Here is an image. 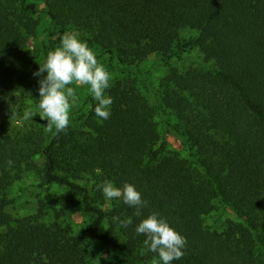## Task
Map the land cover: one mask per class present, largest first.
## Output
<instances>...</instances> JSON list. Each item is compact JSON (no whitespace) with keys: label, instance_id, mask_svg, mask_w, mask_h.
<instances>
[{"label":"trees","instance_id":"16d2710c","mask_svg":"<svg viewBox=\"0 0 264 264\" xmlns=\"http://www.w3.org/2000/svg\"><path fill=\"white\" fill-rule=\"evenodd\" d=\"M38 2L54 37L34 49ZM185 29L196 34L185 40ZM70 32L126 74L152 55L170 61L193 47L213 66L170 68L156 105L129 75L117 78L104 92L114 100L110 118L95 114L91 96L66 133L15 126L12 118L39 96L42 77L33 73ZM159 113L173 118L165 126L189 157L162 139ZM1 118L0 264H95L100 248L119 264H152L159 256L135 229L153 212L187 238L172 264H264V0H0ZM26 172L67 188L89 226L71 229L69 197L60 208L40 201L36 213L14 217L11 188ZM106 180L132 183L148 202L141 215L121 199L105 209L97 186ZM217 200L232 211L220 229L205 222ZM114 217L133 223L122 228Z\"/></svg>","mask_w":264,"mask_h":264},{"label":"clouds","instance_id":"9594fccd","mask_svg":"<svg viewBox=\"0 0 264 264\" xmlns=\"http://www.w3.org/2000/svg\"><path fill=\"white\" fill-rule=\"evenodd\" d=\"M40 64V63H39ZM46 73V75H44ZM39 79L38 112L26 111L24 119L32 118L37 113L41 119H46V130L56 134L66 133L70 123L71 109L78 103V95L74 87L88 85L94 99L98 102L95 114L107 120L111 116L110 106L114 103L111 96H105V89L109 87L111 73L101 64L94 51L85 41L79 39L78 33H65L59 47L49 51L44 64H40L33 73ZM8 161V166L13 165ZM102 189L106 200L121 199L124 204L136 209L135 215H141V210L148 202L142 199L141 192L132 183H125L117 187L111 181H104L97 186ZM119 220L122 228H128L132 217ZM137 235H145L143 244L149 251L158 254L162 264H172L185 255L187 238L180 234L159 213L153 212L144 218L135 229ZM105 260L109 255L100 254Z\"/></svg>","mask_w":264,"mask_h":264},{"label":"rangeland","instance_id":"374dc122","mask_svg":"<svg viewBox=\"0 0 264 264\" xmlns=\"http://www.w3.org/2000/svg\"><path fill=\"white\" fill-rule=\"evenodd\" d=\"M44 4L38 2L39 12L37 14L38 27L36 33L29 37L28 44L31 48L40 49L45 42H49L53 39L51 37V21L50 17L43 12ZM182 37L185 40L191 39L196 32L192 30L185 29L182 32ZM79 39L85 41L81 35L78 33ZM86 42V41H85ZM90 48V47H89ZM98 61L104 65L107 71L111 73V79L109 82H113L117 78H123L129 75L139 88V90L149 99L152 104L156 105V93L158 92L160 82L164 76L169 72L170 68L176 67L180 70H184L190 66H213V62H205L204 55L198 47H193L185 51L180 57L172 59L170 61H165L161 55H152L148 57L145 61L129 67L128 74L124 73L122 68L119 66L117 59L112 58L108 54H100L99 51L91 48ZM74 87L78 95V103L71 109L70 112V123L73 126L79 125V116L83 111L87 110L88 100L93 96L90 92V86L82 85L76 86L75 84L69 85ZM40 96L31 98L27 100L26 104L23 106L21 112L17 117V120L12 118V122L15 126L23 125L24 123H39L46 127L47 120L41 119L37 113L32 118L24 119V114L26 111L38 112V101ZM173 119V118H170ZM169 118L159 113L157 115V121L162 134V139H164L168 146L175 149L185 157H189V151L184 147L180 141L169 132L165 126V121H170ZM2 118L0 119V123ZM173 121V120H172ZM81 184L91 185L92 181L81 180L78 181ZM104 183V182H103ZM102 183V184H103ZM10 196L12 198V203L9 205L8 210L12 213L14 217L26 216L29 214L36 213L40 201H43L47 206L60 208L65 197L72 199V202L67 209V221L71 225V229L78 231L85 229L89 223V216L83 212L79 204L75 202V196L71 197L69 190L65 187L59 185H41L39 177L35 173L26 172L22 179L16 181L11 188ZM114 199L106 200L104 196L103 207L109 209L112 206ZM51 211V210H50ZM50 211L46 212L45 216L50 219ZM232 213V211L220 201H216V209L205 218L206 225L210 228L220 229L225 224V219ZM90 224V223H89ZM109 255L110 260H105L100 254ZM100 254L97 255L95 264H119L118 258L115 253L108 248H100ZM152 264H161L160 260H155Z\"/></svg>","mask_w":264,"mask_h":264}]
</instances>
